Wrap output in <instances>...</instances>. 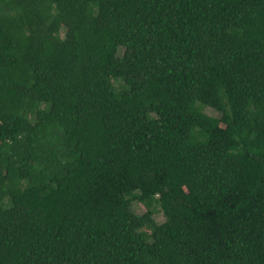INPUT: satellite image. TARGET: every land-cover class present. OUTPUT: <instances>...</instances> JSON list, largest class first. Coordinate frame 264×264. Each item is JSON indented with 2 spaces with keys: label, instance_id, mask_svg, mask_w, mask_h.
Returning a JSON list of instances; mask_svg holds the SVG:
<instances>
[{
  "label": "trees",
  "instance_id": "trees-1",
  "mask_svg": "<svg viewBox=\"0 0 264 264\" xmlns=\"http://www.w3.org/2000/svg\"><path fill=\"white\" fill-rule=\"evenodd\" d=\"M0 264H264V0H0Z\"/></svg>",
  "mask_w": 264,
  "mask_h": 264
},
{
  "label": "rangeland",
  "instance_id": "rangeland-1",
  "mask_svg": "<svg viewBox=\"0 0 264 264\" xmlns=\"http://www.w3.org/2000/svg\"><path fill=\"white\" fill-rule=\"evenodd\" d=\"M207 111L211 112L210 110H207ZM132 209L138 215L143 214L146 211V208L144 206L138 204L137 202H133L132 203ZM153 213H154L153 217H154L156 222L160 223V222H162L164 220V217L161 214V212L158 209V207L155 206L153 208Z\"/></svg>",
  "mask_w": 264,
  "mask_h": 264
}]
</instances>
